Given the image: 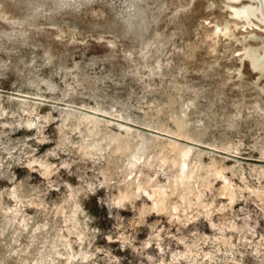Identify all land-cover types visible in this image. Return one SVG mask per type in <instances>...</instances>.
Listing matches in <instances>:
<instances>
[{
	"label": "rangeland",
	"instance_id": "obj_1",
	"mask_svg": "<svg viewBox=\"0 0 264 264\" xmlns=\"http://www.w3.org/2000/svg\"><path fill=\"white\" fill-rule=\"evenodd\" d=\"M222 2L0 0V264H264V196L246 187H264V75L235 56L242 42L212 33L229 19L258 45L264 30L211 6ZM182 113L191 138L165 128ZM74 115L100 119L106 134L192 147L206 165L223 160L244 191L232 202L214 176L202 197L214 212L199 205L188 219L143 192L117 201L123 173L108 181L105 169L118 155L82 153ZM142 171L155 176L140 164L132 176Z\"/></svg>",
	"mask_w": 264,
	"mask_h": 264
},
{
	"label": "bare ground",
	"instance_id": "obj_2",
	"mask_svg": "<svg viewBox=\"0 0 264 264\" xmlns=\"http://www.w3.org/2000/svg\"><path fill=\"white\" fill-rule=\"evenodd\" d=\"M247 3L252 7H257L258 0H247ZM243 5L244 1L240 0L239 5L234 3L233 5H231V7ZM231 15L232 17H236L237 20L240 19L239 16L235 13H231ZM253 22L257 24V27H255L257 29L256 31L262 29L259 26L258 16L253 18ZM238 27H240V25H238ZM236 28V23L232 25L231 29L229 28V25L225 23L223 29L219 32H222L225 36H228L231 39L238 38L240 42L243 43L241 52H244L245 55L240 58L241 64H243L244 60L246 59L249 61L250 67L255 70V68H253L252 61L248 59V49H264V40L261 41V43L258 45L244 43L247 40V36H244L240 39L236 35ZM244 29L247 28L244 27ZM212 33H215L218 37L217 30ZM248 34L249 33H247V35ZM252 36L259 37L258 35H256V33L250 34V37ZM256 54L264 55V51H258ZM230 70H234L233 72L237 71V75L235 77H238L242 74L241 66L229 68V71ZM89 116H73V118H76L78 120L76 128H79L80 125L83 124L84 129L82 130V133H86V138H84L83 142L80 144V149L84 154L94 155L98 152L105 151L108 148H111V152L118 155V159H111L109 165L105 169L110 173V175L108 176V181H111L113 179V175L123 173V177L120 181L122 186L119 188V194L116 197L117 201L124 202L135 199L139 197V195H142L141 192H143L154 201L152 205L153 209L168 214L172 220L175 218L180 219V212L182 211L185 215V218L188 219L190 218V216H192V214H186L189 209L204 204L202 201V197L205 193L204 189H212V177L218 176L224 179V184L221 187L219 195L229 196L232 202L234 198L238 196V192L244 191L243 187H240L238 185L235 187L230 179L225 178V171L228 170V167L222 166L223 160H219L216 157H213L212 162L209 165H206L200 160L202 152L195 154L192 147H187L171 140L158 143L157 138L147 137L141 134H106L100 128V123L102 121L96 117L92 119ZM172 120L176 124L177 128L174 130L169 126H166V129H168L170 132L176 133L179 136L191 138V135L187 129L188 121L186 119L185 113H182L181 116L177 115L173 117ZM104 141L106 143L105 145H103ZM227 147L233 148L235 146L232 142H228ZM137 164H140L143 168L154 170L155 176L142 171L139 175H135L133 177L132 168ZM168 170H172V175L168 178V181L166 183H162L157 178V175L161 171L165 173ZM238 171V169L232 168L233 174L237 173L238 175V173H240ZM257 173L260 178L264 177V170H260ZM241 178L247 180V178H244V175ZM246 187H248L247 189L251 190L252 194L254 193L259 196V198H263L264 187L259 188L252 185H247ZM174 197L178 198V200L175 201ZM194 198H196V200ZM204 205L206 207V212L208 215L214 212L215 209H211V206L214 205L213 202L205 203ZM225 208L226 204L224 203L219 207V209L221 210ZM147 211L149 212L147 208H144L142 212L144 213ZM73 226L72 228H74ZM69 230L71 232H75L73 229H71V227L69 228ZM240 239H247V236L243 235L240 237ZM221 240L225 244L228 243L234 247L236 245L233 241H231L232 239L228 238L227 236H223ZM203 264L207 263L204 262Z\"/></svg>",
	"mask_w": 264,
	"mask_h": 264
},
{
	"label": "snow or ice",
	"instance_id": "obj_3",
	"mask_svg": "<svg viewBox=\"0 0 264 264\" xmlns=\"http://www.w3.org/2000/svg\"><path fill=\"white\" fill-rule=\"evenodd\" d=\"M234 3H240V0H223L222 4H212L211 6L217 8L219 11H223L225 13H235L239 16L240 20L245 21L243 27L245 28H255L257 24L253 22L254 17H259V26L264 29V0H258L257 7H252L247 3V0H244L243 6L231 7ZM207 6V5H206ZM229 28H232V24L230 21H225ZM204 23L212 26V21L205 19ZM217 32L221 31V27L219 25H215ZM227 34V33H226ZM238 35V34H237ZM251 39H259L257 36H252ZM236 43H240V40L237 38ZM258 51H264V49H256L250 48L248 49V59L252 61L253 68L257 71L258 74H264V55H257ZM245 55L244 52L239 50L235 51V56L237 58H241ZM239 66V65H237ZM262 82H264V76H261ZM261 92H264V88L260 89ZM111 239V237H109Z\"/></svg>",
	"mask_w": 264,
	"mask_h": 264
}]
</instances>
